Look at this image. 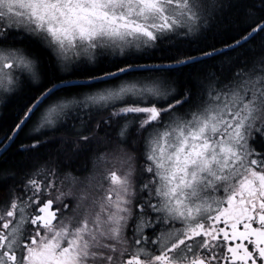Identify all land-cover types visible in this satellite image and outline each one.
Here are the masks:
<instances>
[{
  "label": "snow or ice",
  "instance_id": "snow-or-ice-1",
  "mask_svg": "<svg viewBox=\"0 0 264 264\" xmlns=\"http://www.w3.org/2000/svg\"><path fill=\"white\" fill-rule=\"evenodd\" d=\"M9 102L0 264H264V0H0Z\"/></svg>",
  "mask_w": 264,
  "mask_h": 264
},
{
  "label": "trees",
  "instance_id": "trees-1",
  "mask_svg": "<svg viewBox=\"0 0 264 264\" xmlns=\"http://www.w3.org/2000/svg\"><path fill=\"white\" fill-rule=\"evenodd\" d=\"M48 71H50V69H48ZM15 102H9L8 106L5 108L3 106H1L0 108V117L3 118L4 122L7 123L9 121V117L12 113L13 107H14ZM21 139H23V137H21ZM20 141H17V144H19ZM13 152L16 151L15 148L12 149ZM19 159V158H18Z\"/></svg>",
  "mask_w": 264,
  "mask_h": 264
},
{
  "label": "rangeland",
  "instance_id": "rangeland-1",
  "mask_svg": "<svg viewBox=\"0 0 264 264\" xmlns=\"http://www.w3.org/2000/svg\"><path fill=\"white\" fill-rule=\"evenodd\" d=\"M0 108H1V106H0Z\"/></svg>",
  "mask_w": 264,
  "mask_h": 264
}]
</instances>
